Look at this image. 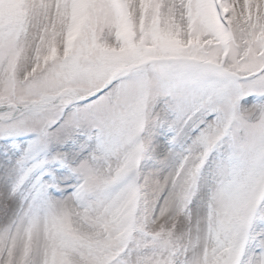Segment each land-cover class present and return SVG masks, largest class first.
<instances>
[{
  "label": "snow or ice",
  "instance_id": "snow-or-ice-1",
  "mask_svg": "<svg viewBox=\"0 0 264 264\" xmlns=\"http://www.w3.org/2000/svg\"><path fill=\"white\" fill-rule=\"evenodd\" d=\"M0 264H264V0H0Z\"/></svg>",
  "mask_w": 264,
  "mask_h": 264
}]
</instances>
